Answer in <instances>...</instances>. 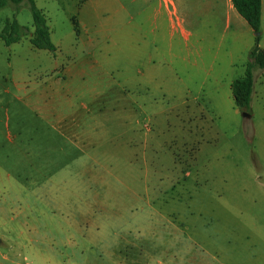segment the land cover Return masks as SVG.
<instances>
[{
    "label": "rangeland",
    "instance_id": "1",
    "mask_svg": "<svg viewBox=\"0 0 264 264\" xmlns=\"http://www.w3.org/2000/svg\"><path fill=\"white\" fill-rule=\"evenodd\" d=\"M34 1L62 51L31 45L25 0L0 7V31L13 18L29 28L9 45L0 38V264H264V69L253 71L249 117L229 85L244 73L247 37L222 31L219 16L202 29L224 60L201 86L194 34L183 47L175 33L171 52L144 35L133 60L118 36L124 58H78L84 73L46 100L58 123L36 94L71 46L86 54L73 42L82 7L99 6L115 27L117 0ZM120 1L132 23L157 2ZM166 1L165 30L180 18L193 32L197 0Z\"/></svg>",
    "mask_w": 264,
    "mask_h": 264
},
{
    "label": "crops",
    "instance_id": "2",
    "mask_svg": "<svg viewBox=\"0 0 264 264\" xmlns=\"http://www.w3.org/2000/svg\"><path fill=\"white\" fill-rule=\"evenodd\" d=\"M175 3L176 2H174V11L177 9ZM97 4L99 5V2ZM193 6V14L191 15V19L188 22L193 26L194 30H196H193L192 32V30L186 31L182 24V19L180 18L177 19L176 24L173 23L171 27L165 30L162 20L165 18V14L168 19L171 15V8L166 0H157L155 4L147 5V8L142 14V21L139 23H132L131 18L128 15V9L126 5L122 1L117 0L115 23H119L120 25L115 27H112L110 23H107L106 20L101 18L100 14H97L99 6H92L94 12L91 13L89 12L91 3H87V5H84L80 10L81 14L79 15L78 19V25L80 27L78 32L74 31L75 38L73 39V42L76 45L78 42L86 49V54H84V51L82 50L79 57V53L76 51V46H71V48L64 53L66 57L64 63H59L56 61L52 64L51 73H53V77H50L49 82H44L48 83L46 91L41 88L40 92L36 94V98L40 100L42 98L44 101L43 103H40L39 101L37 102L38 108H40L44 113H47L49 110H51L52 114H56V116L59 117L57 122L60 123L62 120L58 114V111L53 108L52 105L47 107L46 100L49 99V97L55 95L58 96L61 93H64L61 91L63 89L62 85L66 82L69 84L68 80H71V78L75 75L80 76L82 73H84L83 68L77 64L79 59L84 60V56H87L91 59H89V65L97 63L98 61L107 65H111L112 61L116 59V55L118 53L121 55L122 53H125L123 48L124 46H121V40L118 38V36H123L125 39L128 37L126 43H130V57L133 60V58L140 56V51H143L140 45L142 42H144V39L142 38L144 35L148 34L149 36H152L153 46L155 49V44L160 45V41L165 43L164 41L167 40V51L171 52V41H175V33H178L183 39H185L183 40V47H187L186 40L188 39V36L194 34L195 45L193 46L192 50L193 59L191 61V71L197 72L198 77L202 78L200 80L201 86L208 82L209 77H214V80L218 79V72L215 73V66H218L217 69L220 71V64L224 58L219 56L218 48L213 50L212 46H205V38H203L204 34L202 33V29L205 28L209 31V28H214L219 16L222 18V31H227L228 29L232 28L233 34L239 32L247 37L244 44L242 45V48L247 51V54L253 45L254 32L247 22L237 13L232 4L229 3V0H197L196 2L192 3L191 7ZM263 27L264 0H261V33L263 31ZM206 33L207 32H205V34ZM259 45L263 48L262 34ZM55 46L59 52L62 51V48L59 45ZM122 58H124L123 55ZM153 58L154 55H151V53L148 54L149 61H152ZM164 58L165 57L163 55L162 59ZM227 59L230 65L234 64V60L232 58ZM137 74L142 76V72H140L138 68ZM66 94L67 93H64L63 95ZM42 104L44 105L42 106ZM44 106L47 108H43Z\"/></svg>",
    "mask_w": 264,
    "mask_h": 264
},
{
    "label": "trees",
    "instance_id": "3",
    "mask_svg": "<svg viewBox=\"0 0 264 264\" xmlns=\"http://www.w3.org/2000/svg\"><path fill=\"white\" fill-rule=\"evenodd\" d=\"M23 0H0V7L10 4L18 8ZM32 15L33 30L30 35V43L38 49L50 52L56 50V46L50 39L49 27L46 17L41 9L35 5L34 0H25ZM234 9L247 22L254 32V41L247 56L245 70L242 76L235 78L230 83L233 101L240 109L249 110L251 94L253 90V71L255 68L264 69V49L259 45L261 33V0H231ZM29 34V28L19 24L15 18L6 19L0 31V38L4 44L9 45L18 41L22 36Z\"/></svg>",
    "mask_w": 264,
    "mask_h": 264
},
{
    "label": "water",
    "instance_id": "4",
    "mask_svg": "<svg viewBox=\"0 0 264 264\" xmlns=\"http://www.w3.org/2000/svg\"><path fill=\"white\" fill-rule=\"evenodd\" d=\"M242 116H244V117H249L250 114H249L248 112H246V111H242Z\"/></svg>",
    "mask_w": 264,
    "mask_h": 264
}]
</instances>
